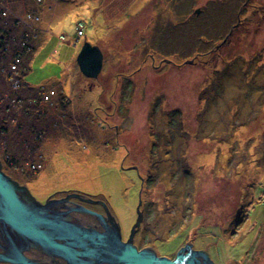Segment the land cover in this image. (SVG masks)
<instances>
[{"label":"rangeland","instance_id":"rangeland-1","mask_svg":"<svg viewBox=\"0 0 264 264\" xmlns=\"http://www.w3.org/2000/svg\"><path fill=\"white\" fill-rule=\"evenodd\" d=\"M3 111L39 199L78 191L157 257L264 264V0H0Z\"/></svg>","mask_w":264,"mask_h":264},{"label":"water","instance_id":"water-1","mask_svg":"<svg viewBox=\"0 0 264 264\" xmlns=\"http://www.w3.org/2000/svg\"><path fill=\"white\" fill-rule=\"evenodd\" d=\"M102 58L99 50L89 45H84L77 57V64L81 73L88 78H96L101 69ZM10 177L2 172L0 162V247L3 251L0 254V262L15 264H34L21 257V249L33 245L40 247L46 253L49 249L54 250L56 255L69 257L68 264H213L208 255L203 251L193 250L191 244L181 248L173 260L166 257H157L151 248L137 251L131 243L122 244L113 230L106 228V232L98 233L83 228H75V237L78 242L75 246L64 247L61 244L52 242L50 230L44 226L39 216H27L26 205L31 203L26 197L18 195L19 191L15 183L10 182ZM51 205V204H47ZM46 209V207H45ZM78 211L85 212L99 219L102 216L95 212L78 207ZM138 218L135 227L139 225ZM31 224L29 231L28 225ZM43 227L47 232L42 230ZM46 235V236H44ZM25 237L23 241L20 237ZM132 235L129 239L131 241ZM29 239L30 243L27 241ZM51 239V240H50ZM70 247H74L75 251ZM63 250L60 253L58 250ZM66 252V253H65ZM52 255V254H51Z\"/></svg>","mask_w":264,"mask_h":264},{"label":"bare ground","instance_id":"bare-ground-1","mask_svg":"<svg viewBox=\"0 0 264 264\" xmlns=\"http://www.w3.org/2000/svg\"><path fill=\"white\" fill-rule=\"evenodd\" d=\"M55 94H56V92H55ZM41 104H43V103L41 102ZM1 165H2V163H1ZM2 172L5 174V176L10 177L9 178L10 182L12 184L15 183L17 185V187H18L17 189L21 188V189L24 190L22 192L19 191L18 195L21 196V197H23V196L26 197L28 199V201L31 202V203H27V205H26L27 216L29 218H32V215L39 216L43 221H45V223H42V224H44V226H46L50 230V232H48L46 234H47V237H48V235H50L53 243L61 244L65 248L69 247L70 245L75 246V243L78 242L77 238L75 237V228L78 227V228H83V229H87V230H90V231H94L91 228H86V227H84L81 224H72V226H71L68 222L64 221V219H63V222H62L60 217H58L57 215L56 216L52 215V213H50L51 212L50 211L51 205H47L48 202L46 204H42L38 200H36L37 196L36 197L33 196V195H35L34 191H32V189H30L27 184H25V183L21 184L17 179H13L12 176L9 174V172L7 170L4 171L2 169ZM78 199H81V198L79 197ZM66 200H67V198L64 199L63 201H66ZM141 204L142 203H139L138 209L135 211V218H136V220L139 218L140 219L139 223L142 224V220H143L142 215H143V213H141V209H140V205ZM45 207H46V209H45ZM80 214L81 215H85V216H89L85 212H80ZM96 214L100 215L99 213H96ZM93 217H95V216H93ZM109 217L112 220H111V222H107L106 223V228L109 229V230H113L112 233L115 232L114 234L118 235V237L120 238V242L122 244L131 243L137 249L138 247L134 243L135 242L134 241V237H132L131 241H129V239H130L129 237L127 239H126V237L124 239L121 237L122 235L120 233V229H121L122 225L120 223V220L119 219L117 220V218L115 219L113 217V215H111ZM105 220L108 221L106 217H105ZM136 227L139 228V225L136 226ZM28 228H29V231H32L31 230V224L28 225ZM40 228H42L43 231L45 230L43 227H40ZM134 230L137 232V229H131V231H134ZM45 231L47 232V230H45ZM96 232L101 233L99 231H96ZM44 236H46V235H44ZM133 236H135V235H133ZM24 238L25 237L21 236L19 240L23 241ZM27 241L30 243L29 239ZM0 244H2L1 240H0ZM28 248H29V246L24 247L23 249H21V253L19 255L21 257L25 258L26 260L34 263V264H40V263H37V262L29 260L23 254V252L26 251ZM70 248L75 251L74 247H70ZM48 251H49L50 254H52V256L61 258V259H63L65 261L66 264H68V260L67 259H69V257H67V259H65V257H63V255L62 256L56 255L54 250H52V249H49ZM58 251L60 253H63V250H61V249L58 250ZM137 251H138V249H137ZM2 253H3V251H2V249L0 247V254H2ZM4 263H6V264H15V263H10V262H4ZM104 264H108V263H104Z\"/></svg>","mask_w":264,"mask_h":264},{"label":"flooded vegetation","instance_id":"flooded-vegetation-1","mask_svg":"<svg viewBox=\"0 0 264 264\" xmlns=\"http://www.w3.org/2000/svg\"><path fill=\"white\" fill-rule=\"evenodd\" d=\"M75 192H78V191L71 190V189H68L66 191H63V190L55 191V192H52L46 195L43 199L37 198L36 195H33V196L36 197V200H38L42 204H46L47 202L48 204H51L50 213H52V215H55V216L57 215L58 217H60L62 222L64 219V221L68 222L71 226L72 224H81L86 228H93V229L102 231L103 228L92 216H85V215H81L80 213H76L75 208L77 205L83 206L87 209H90L92 211H95L103 215L104 217L107 218L108 220L107 222H110L109 216H111L112 213H111V210L108 209L109 207H107L109 211V214H107V211L103 209L100 205L86 203L79 199H75V197L73 198L67 197L68 194H75ZM66 198L67 200L63 201ZM92 199L99 200L97 198H92ZM113 217L115 218V216ZM23 254L29 260L40 263V264H66L63 259L54 257L42 251L40 247L33 246V245H30L29 248L23 252ZM0 264H4V263H0Z\"/></svg>","mask_w":264,"mask_h":264},{"label":"trees","instance_id":"trees-1","mask_svg":"<svg viewBox=\"0 0 264 264\" xmlns=\"http://www.w3.org/2000/svg\"><path fill=\"white\" fill-rule=\"evenodd\" d=\"M32 93H33V95L35 96V94H34V91L32 90ZM34 105V109H35V106H36V104H33ZM37 105H38V107H40L39 106V102L37 103ZM40 105L42 106V104L40 103ZM36 108H37V106H36ZM9 118H11V117H7V115H6V113L3 111L2 112V115H0V127H2V128H0V129H2L3 130V132H1L0 131V149H2L3 150V148H2V143L4 142L5 143V145H4V150H3V152H6L7 150H8V148L10 147V146H8V145H6V142L8 143V141H9V136H7V135H5V133H6V130H5V125H6V121L9 119ZM8 134H9V132H8ZM8 152V151H7ZM13 152H17L16 150H14ZM31 153V152H30ZM13 154H15L14 156H9V155H7V157H6V161H5V163H6V165H8V164H18L19 162H20V156L18 155V153L16 154V153H13ZM18 155V156H17ZM5 156V155H4ZM15 158H17L18 159V161L15 159ZM3 170L5 171V168H3ZM8 174V173H7Z\"/></svg>","mask_w":264,"mask_h":264},{"label":"built area","instance_id":"built-area-1","mask_svg":"<svg viewBox=\"0 0 264 264\" xmlns=\"http://www.w3.org/2000/svg\"><path fill=\"white\" fill-rule=\"evenodd\" d=\"M52 94H53V93L51 92V95H52ZM49 98H50L49 96H48V97H45V98H43V101L46 102V101L49 100Z\"/></svg>","mask_w":264,"mask_h":264}]
</instances>
